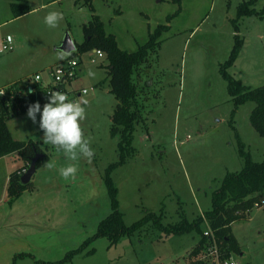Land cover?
I'll use <instances>...</instances> for the list:
<instances>
[{"label": "rangeland", "instance_id": "obj_1", "mask_svg": "<svg viewBox=\"0 0 264 264\" xmlns=\"http://www.w3.org/2000/svg\"><path fill=\"white\" fill-rule=\"evenodd\" d=\"M247 1L95 0L96 14L107 33L129 52L137 51L150 31L175 15L158 54H152L149 65L133 77L143 112L134 133L136 153L111 174L126 225L148 211L162 215L163 224L169 225L182 217L193 221L210 210L213 192L226 175L245 165L237 132L254 161H264V137L250 120L255 103L244 104L234 115L235 105L221 72L239 34L244 47L228 71L245 88L264 85V16L241 18L239 32L233 23L238 6ZM79 3L28 0L31 12L15 18L9 1L0 0V85L43 73L61 61L58 52L67 34L77 43L84 41L83 29L93 12L84 0ZM253 7L261 13L264 0ZM53 11L64 14L56 28L44 22ZM9 35L14 49L2 51ZM107 66V59L93 50L84 53L73 85L76 91L88 90L82 127L95 151L91 163L83 156L72 161L62 150L43 143L39 121L45 104L36 123L27 113H17L8 122L14 139L39 144L54 167L45 164L38 169L33 190L10 201V175L25 161L18 153L0 158V264H197L193 251L200 233L168 235L153 222L114 246L99 238L83 252L69 254L92 238L112 212L105 177L108 167L120 160V137L111 134L118 101L111 92ZM90 70L94 78L88 75ZM67 96L69 101H79L84 94ZM69 165L78 168L74 181L60 175V169ZM231 229L244 253L234 257L242 264H264V206H255L248 219L234 222Z\"/></svg>", "mask_w": 264, "mask_h": 264}, {"label": "trees", "instance_id": "obj_2", "mask_svg": "<svg viewBox=\"0 0 264 264\" xmlns=\"http://www.w3.org/2000/svg\"><path fill=\"white\" fill-rule=\"evenodd\" d=\"M8 1L15 18L23 17L31 12L28 0ZM77 2L79 3L80 0H77ZM256 2L257 0H250L238 6L237 18L233 20L236 32H239L238 24L241 18L253 15L261 16V18L264 16V8L259 13L253 7ZM84 4L89 5L94 14L88 24L84 26V41L76 43L77 50L69 56L70 58L77 57L94 49L101 50L106 54L111 92L118 101L112 116L111 134L113 137H120L118 142L120 160L108 167L105 177V183L111 198L112 212L99 223L97 233L92 238L69 254L75 255L83 252L87 245L99 238H107L110 246H114L124 237L131 236L143 226L153 222L156 227L168 235H183L193 231L200 233L201 239L193 251L195 256L200 253L207 241L201 230L205 221L209 222L211 229L223 242L222 248L225 256L242 254V247L232 234L231 225L234 222L248 219L256 204H261L264 201V161H254L238 132L236 136L239 153L244 159L245 165L241 171L226 175L220 187L213 192L212 208L210 210L205 211L203 215L198 216L193 221L182 217L180 222L169 225L163 224L162 215L148 211L139 221L131 226L126 225L124 213L119 208V189L111 174L116 168L126 163L128 156L136 153L133 147L134 133L136 126L143 121V112L138 100L139 88L133 81V77L141 67L149 65L152 54H158L163 42V34L170 29L169 23L175 15L168 16L166 24H160L153 31H150L148 41L141 45L137 51L129 52L120 48L115 35L107 33L103 20L95 14L93 0H84ZM243 47L244 40L241 39L239 34H236L230 58L221 66V72L228 82L229 94L235 105L234 115L244 104L248 102L255 103L250 116L251 124L258 134L264 137V85L253 90L245 88L241 85V81L236 80L228 71L236 63ZM27 98H11L8 95L0 100V158L18 153L25 161V166L21 170H17L10 175L8 186L10 201H15L24 192L33 190L32 181L27 184L22 182V171L25 168L29 169L32 159L39 153L44 155L39 159L37 169L43 167L49 160V156L39 144L33 141H18L14 139L9 129L8 122L16 116L15 114L27 113L28 106L36 102H39L41 106L48 102L43 92H39L38 97H36L34 93L28 91Z\"/></svg>", "mask_w": 264, "mask_h": 264}, {"label": "clouds", "instance_id": "obj_3", "mask_svg": "<svg viewBox=\"0 0 264 264\" xmlns=\"http://www.w3.org/2000/svg\"><path fill=\"white\" fill-rule=\"evenodd\" d=\"M64 14L62 12L53 11L45 17V24L50 28H56L63 21ZM8 45H13V37H7ZM72 42H68L65 50L58 52V59L65 60L71 54ZM90 77H95L93 71H89ZM3 95V93H0ZM84 96L79 101H69L67 94L60 91L49 92L47 100L43 106V111L39 121V127L44 132L43 143L55 146L58 150H62L65 156L77 161L80 156L87 158L91 163L95 156L94 149L91 148L90 138H86L83 122L87 119L86 107L89 101ZM83 105V106H82ZM41 113V105L39 102L28 106L27 117L33 123L37 122V114ZM45 167L51 169L54 165L47 162ZM78 168L75 165H69L60 169V175L63 179L75 180ZM227 264V262H225Z\"/></svg>", "mask_w": 264, "mask_h": 264}, {"label": "built area", "instance_id": "obj_4", "mask_svg": "<svg viewBox=\"0 0 264 264\" xmlns=\"http://www.w3.org/2000/svg\"><path fill=\"white\" fill-rule=\"evenodd\" d=\"M14 45L9 46L8 40L3 43L2 51H13ZM94 54L99 58L106 59V54L98 49H94ZM82 55L68 58L64 62L47 68L43 73H38L33 77L15 83L0 89V100L7 97L11 98H27L28 91L34 93L38 97L39 92H43L48 97L49 92L60 91L65 94L77 92L79 95L88 94V90L83 89L81 92L73 89L74 82L79 78L81 73ZM10 89V90H9ZM9 106V105H8ZM27 168L23 169L22 175L26 174ZM257 207L264 206V201L261 204H256ZM204 237L207 241L202 247L200 253L196 256L197 264H242L234 254L225 256L222 248L223 242L219 240L214 231L211 229L209 222L205 221Z\"/></svg>", "mask_w": 264, "mask_h": 264}, {"label": "water", "instance_id": "obj_5", "mask_svg": "<svg viewBox=\"0 0 264 264\" xmlns=\"http://www.w3.org/2000/svg\"><path fill=\"white\" fill-rule=\"evenodd\" d=\"M69 41H71L72 45H73L72 49L70 50L71 54H72L73 52H75L77 50V45H76V42L72 39V37L69 34L66 35L60 49L65 50L68 46ZM43 156H44L43 154L39 153V154H37V156L35 158L32 159L27 173L22 176V182L24 184H27V183L32 181L33 176L35 175V173L38 170L37 169V163H38L39 159H41Z\"/></svg>", "mask_w": 264, "mask_h": 264}, {"label": "crops", "instance_id": "obj_6", "mask_svg": "<svg viewBox=\"0 0 264 264\" xmlns=\"http://www.w3.org/2000/svg\"><path fill=\"white\" fill-rule=\"evenodd\" d=\"M73 1H75V0H73ZM94 2H95V0H93V6H94ZM83 3V2H82ZM82 3H79V4H82ZM94 8H95V6H94ZM238 9V8H237ZM95 10H97L96 8H95ZM93 14L94 13H92V16H93ZM95 14H96V12H95ZM26 16V15H25ZM24 17V16H23ZM76 42V41H75ZM83 42V41H82ZM77 43V42H76ZM65 60H67V59H65ZM65 60H61V61H59V62H57V64H60V63H62V62H64ZM238 60V59H237ZM104 62V61H103ZM237 62V61H236ZM57 64H55V65H57ZM51 66V65H50ZM50 66H47L46 68H44V71L47 69V68H49ZM52 66H54V65H52ZM83 68V67H82ZM107 72H108V69H107ZM38 73H40V71L39 72H36L34 75H36V74H38ZM34 75H28V76H19V77H17V78H15L13 81H11V82H8V83H4V84H2V85H0V88H2V87H7V86H11V85H13V84H15V83H18V82H21V81H23V80H26V79H29V78H31V77H33ZM109 77V76H108ZM25 166V165H24ZM23 168V167H22ZM22 168H19V169H17V170H21ZM241 256H244V253L242 252V254H241Z\"/></svg>", "mask_w": 264, "mask_h": 264}]
</instances>
